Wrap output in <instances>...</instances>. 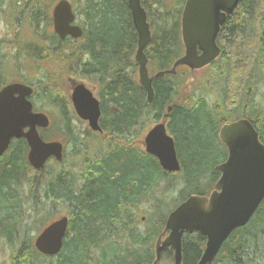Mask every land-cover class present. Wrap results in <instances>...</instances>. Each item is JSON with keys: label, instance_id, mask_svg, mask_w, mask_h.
<instances>
[{"label": "trees", "instance_id": "1", "mask_svg": "<svg viewBox=\"0 0 264 264\" xmlns=\"http://www.w3.org/2000/svg\"><path fill=\"white\" fill-rule=\"evenodd\" d=\"M184 1L142 0L152 29L146 53L158 69L170 68L182 53L180 20ZM18 2L0 0V14L6 15L11 24L15 21L31 27L33 35L41 33L38 35L43 37V60H52L58 53L63 78L87 77L101 83L100 124L107 137L102 138L90 129L83 136L76 130L72 124L74 117L68 115V98L59 84L61 77L43 68L39 73L44 78L40 82L43 86L38 87L32 100L42 94L45 101L57 106L65 118V135L73 145L62 161L50 159L41 170L28 163L29 146L25 139L13 140L0 157V241L11 249L10 264L153 261L151 243L160 231L145 233L138 227L140 204L151 203L154 212L153 207L160 209L173 198H181L178 206L190 195L211 190L220 177L216 166L228 155L219 138L223 124L246 117L257 126L264 142V107L257 106L254 98L264 76V0H240L224 24L225 69L217 75L209 70L207 77L191 91L185 89L187 80L180 72L155 79L151 103L133 75L116 72L105 78L75 65L84 51L85 38L96 66L105 69L134 51L138 35L127 0H74L80 23L90 29L88 37L84 34L83 38L74 39L80 44L77 47L67 45L69 38L61 40L51 30V4L37 0L35 5L33 0L23 7ZM16 77L38 86L37 79L22 74ZM216 77L221 96L213 85ZM7 83L8 80H0V88ZM239 112L241 116L235 117ZM166 113L182 166L175 174L163 170L158 159L139 144L146 130ZM48 130H41V134ZM161 185L163 192L157 195ZM203 186L208 189L203 190ZM174 190L178 191L177 197L170 194ZM61 212L69 216L63 248L55 256L43 255L35 248L34 238ZM167 216L156 219L161 229ZM150 220L147 217L145 221ZM123 238L128 240L127 245L121 243ZM203 245L201 234L186 235L184 264H196ZM165 253L171 256L170 251ZM211 264H264V200L251 220L232 232Z\"/></svg>", "mask_w": 264, "mask_h": 264}, {"label": "water", "instance_id": "2", "mask_svg": "<svg viewBox=\"0 0 264 264\" xmlns=\"http://www.w3.org/2000/svg\"><path fill=\"white\" fill-rule=\"evenodd\" d=\"M133 24L138 33L136 60L139 63V82L147 92V100H154V79L175 75L177 68L187 65L200 69L219 54L216 37L227 14L232 13L240 0H187L182 13V37L185 54L172 68L150 76L146 46L152 40L148 14L142 0H127ZM53 28L61 39L79 38L83 29L75 24L76 14L70 0H58L52 10ZM203 51L201 55L197 47ZM71 102L77 115L88 121L94 132H103L100 125L101 103L94 89L84 82L73 80ZM34 88L24 82H10L0 89V156L13 139H25L29 146L27 160L35 170H41L54 157L64 158L65 144L60 140H45L40 128H48L50 118L35 111L30 100ZM172 108H168V113ZM168 113L152 126L139 142L145 151L156 157L161 167L171 173L182 168L175 138L168 132ZM219 138L228 150L225 161L216 169L220 177L210 195H190L173 209L154 246V260L138 264H160L166 250L173 252L174 264H184V235L201 233L206 238L203 253L196 264H211L231 233L245 226L264 200V142L253 122L248 118L225 123ZM69 217L63 214L40 231L34 240L35 248L43 255L55 256L64 245Z\"/></svg>", "mask_w": 264, "mask_h": 264}, {"label": "rangeland", "instance_id": "3", "mask_svg": "<svg viewBox=\"0 0 264 264\" xmlns=\"http://www.w3.org/2000/svg\"><path fill=\"white\" fill-rule=\"evenodd\" d=\"M7 2H9L10 0H5ZM24 0H22L23 2ZM43 1V0H40ZM46 2H48L49 4H51V8H53V5L58 1V0H45ZM71 2L74 4V0H71ZM51 13H52V9H51ZM52 17V15H51ZM81 17V16H80ZM79 18V17H78ZM82 20V18H81ZM80 21V18L79 20ZM14 23V24H13ZM12 24L10 22L7 21L6 19V15L3 16V14H0V54L4 55L6 57V59L4 60L3 63H0V80H8V81H12L15 79L16 76H18L17 74H20L19 72V67H24V69L26 70L25 73H21L22 76H27L29 78L32 79H37L35 82L38 83L40 88H42L43 84L41 85L40 82L44 81V78L42 76L39 75L42 74L43 72V68L44 70L50 71L54 74V76L56 77H61V80L59 82V84L61 85L62 89L65 92V95L67 96L68 100L70 99V95L72 92V88H71V81L69 76H65L63 78V72H62V67L60 65V63L58 62V60L51 62L52 60H43V54H42V69L38 72H34V67L35 64L33 62V56L32 58L30 57V55L28 54V52L26 53V56L28 59L23 58L24 54L22 55V53L19 51V47L16 45L15 43V37L17 35V32H22L23 35H27L26 37V43L28 46L32 45L36 42V37L34 34V31L31 29V27L26 26L25 24H21V23H17L15 24V21ZM52 30V28H51ZM53 31V30H52ZM39 35H41V33H38ZM37 34V35H38ZM38 35V38H39ZM41 37V45L43 42V37ZM17 39V38H16ZM29 49V48H28ZM9 58V60L7 59ZM2 61V60H0ZM14 61L16 63V66L12 65L11 62ZM180 73L184 76V78L187 80L186 81V87L185 88L187 91H191L194 89L195 85H198V82H200L199 80H203L207 77L208 71L205 70H198L196 72L193 73H189V75L184 74L183 70H179ZM34 76H33V75ZM33 76V77H32ZM79 80L84 81L85 83H87L89 86L93 87L94 84L88 79V78H81V77H76ZM211 78H215V76L211 77ZM16 81V80H14ZM219 80L216 77V80L213 79V85L216 87V89L220 90V86H219ZM36 88V89H37ZM42 94H39V96H37L34 100V102L37 105H40L42 107H39L37 109L39 110H44L45 112H48L51 120H52V125L49 128V132L48 133H44L42 135V137L44 138H51V139H58V140H62L63 142H65L66 144V153H70L71 149H72V143L68 142V140L66 139V135L64 132V126H65V118L63 117L64 115H60V111L57 108V106H53L50 104V102H47L45 100V98H42L41 96ZM254 98H255V102L257 104V106L260 107H264V76L261 79V82L258 85V88L255 90L254 93ZM69 110V114L71 117L73 114H76L75 111L73 110V108L70 106V108H67ZM264 111V109H262ZM241 116V112L237 113V115L235 117ZM234 117V118H235ZM242 118V117H240ZM239 119V118H238ZM237 120V119H236ZM72 124L75 126L76 130L80 133L83 134L88 131V126L87 123H85L84 121L80 120L79 118H73V122ZM168 132L171 134V132L168 129ZM172 135V134H171ZM94 151V150H92ZM91 154H94L92 152H90ZM164 183V182H162ZM204 189L203 190H207L208 187L203 186ZM163 192V185L158 187L157 190V195H160ZM207 192V191H206ZM170 194L172 195V197H177L178 191L174 190L172 192H170ZM168 195V194H167ZM174 200L171 201H167V205L163 206L162 208L158 209L156 207H153V211L152 212V207H151V203L143 201L142 204H140L141 206V214L138 216L140 219V223L138 225V227L143 231V232H159L160 233L163 231V229L160 228V226L157 224L156 219H162L164 218L167 214H169L173 208H176L177 204L179 203V200L181 199H177V198H173ZM152 212V213H151ZM61 214H63L62 212L59 213L55 219H57L58 217L61 216ZM151 214V216H149ZM145 216V219H142V217ZM151 218L150 223H147L145 220L146 218ZM37 232L33 233L34 235ZM160 235V234H159ZM158 235V236H159ZM158 238V237H157ZM121 243L123 245H127L128 244V240L126 238H123L120 240ZM155 242L156 239L152 241L151 245L152 248L154 249L155 246ZM11 249L6 246L4 243H0V263L1 264H10L11 263ZM160 264H173V260H172V256H170L168 253L163 254L162 260Z\"/></svg>", "mask_w": 264, "mask_h": 264}, {"label": "flooded vegetation", "instance_id": "4", "mask_svg": "<svg viewBox=\"0 0 264 264\" xmlns=\"http://www.w3.org/2000/svg\"><path fill=\"white\" fill-rule=\"evenodd\" d=\"M32 1L33 0H24L22 2V0H19L18 5H21L23 7H25V6L28 7L32 3ZM186 1L187 0L184 1L183 10H184ZM36 3H37V0H34V4L35 5H36ZM183 10H182V13H183ZM234 11L232 13H230V14H227L226 18L224 19V21L220 25V28H219V31H218V34H217V37H216V45L219 48V54H218V56L213 61H211V63H209L208 65H206V66H204V67H202L200 69H191L189 66L183 65V66H180V67L177 68L178 72H180L179 70H183L186 73H193V72H196L198 70H205V71H209V70L212 71L213 70L214 74L217 75L221 71V69H223V68L225 69V64H224V62H222L223 61V57H224V52H225V49H226L225 48V44H224L223 29H224V24L228 21L229 17L234 13ZM3 16H4V14H3ZM181 20H182V15H181ZM181 20H180V24H181L180 25V29H181L182 53H181V55L178 58L182 57L185 54V51H186L185 44H184L183 37H182V23H181ZM148 21H149V18H148ZM76 23L83 28V32H84L83 35L81 37H79V38H73L71 36H67L65 39H61V40H66V39L69 38L70 39V43L67 44V45H71V47H77V45H80L79 43H77L76 41H74V39L75 40L76 39H81V38H83L84 34L86 35V37H88L87 31L89 33V30H90L89 28H84L83 25L80 23V21L76 20L75 24ZM150 28H151V25H150ZM151 31H152V29H151ZM136 32H137V30H136ZM137 35H138V33H137ZM26 37H27V35H23L22 32H17V35L15 37V43L19 47V51L22 53V55L24 54L23 55L24 56L23 58L28 59L27 56H26V53L27 52H28V54L30 55L31 58L33 56L32 59H33V62L35 64V67L33 69H34V72H38V71H40L42 69V61H41L42 59L41 58H42V54L43 53H42L41 37L39 36V38H38V35L37 34L35 35L36 42L34 43L35 44L34 47L32 45L28 46L27 44H25L26 43ZM85 39H86V43L84 44V51L77 57L76 62H75V65L77 66V68L82 67L84 69V71L86 70L87 73L94 74V75H96V74H98V75H104L105 78H106V76H112V75L116 74V72H120L121 74L133 75L134 76V79H136V80L139 81V77H138V75H139V63L136 60V52H137V49H138V38H137L136 47H135L134 51L131 52L130 54H128V56L126 57L125 60H119V59H117V61L109 64L108 68H106V69L104 67H102V66H100V67L96 66V63L93 61L94 59H93V57L91 55L90 50L88 49V47H86V45H87V38H85ZM148 46H149V44L146 46V48ZM146 48H145V53H146ZM197 52H198L199 55H201L202 52H203L200 49L199 46L197 47ZM146 56L148 58V70H149V73H150L151 76H153L154 74H156L157 72H159L161 70H164V69H158L159 68L158 65H156V63H152L151 62V60L149 59L147 53H146ZM58 57H59L58 56V53H55L54 54V60H52L51 62L56 61L58 59ZM5 59H6V57L4 55L0 54V60H2V61H0V63H3ZM7 59L9 60V58H7ZM175 61L173 62V64L171 66L174 65ZM11 64L14 65V66H16V63L14 61H12ZM25 71L26 70L24 69L23 66L22 67H19L20 75H21V73H25ZM85 78H87V77H85ZM110 79L111 78L109 77L108 78V81ZM14 80H16V81H18V80L19 81H22L18 77H15ZM73 80H78L79 81V79L76 78V77L70 78V81H71L70 84H71V88L72 89H73V82H72ZM104 81H105V79H104ZM91 82L94 84L93 87L89 86L85 82L84 83L88 87H90V88H92V89L95 90V95L98 97V99L100 100V103H101V99L99 98V95H98V91H99V88H100V84L101 83L100 82H93V81H91ZM36 88L37 87H35V93L38 90V88L37 89ZM220 91L221 90H218V89L215 88V92H216V94L218 96H221ZM35 93H34V95H35ZM32 96L30 97L31 100H32ZM68 101H69V107L71 106L73 108V110H74V106H73V104L71 102V95H70V99ZM33 103H34V106H35V102H33ZM35 111H45V110H38L36 108V106H35ZM72 117H74V119L75 118H77V119L79 118L77 114H73ZM50 119H51V117H50ZM80 120H82V119H80ZM50 121H51V124H50V126H51L52 125V120H50ZM82 121H84V120H82ZM84 122L87 123L88 129H90L89 124H88V121H84ZM50 126L48 128H43V129H49ZM254 126L257 128V126L255 124H254ZM167 127H168V123H167ZM90 131L92 133H94V134L99 135L102 138H106L107 137V134L104 131V129H103V132L102 133H100V132H94L91 129H90ZM258 132H259V130H258ZM67 140H68V137H67ZM140 146L144 150V146L141 143H140ZM3 155H1V156H3ZM214 188H215V184H214V187L211 190H209L207 193H205L203 195H210L211 192L214 190ZM196 234H201V233L195 232L192 235H195L196 236ZM185 238H186V236H185ZM185 238H184V241H185ZM203 240H204V245H203V249H204V247L206 245V238L204 236H203ZM0 243H4L3 240H1ZM6 246H8V245H6ZM172 254L173 253L171 252V256H172Z\"/></svg>", "mask_w": 264, "mask_h": 264}]
</instances>
